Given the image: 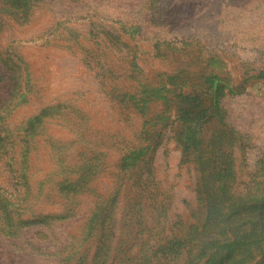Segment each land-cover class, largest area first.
<instances>
[{"label":"rangeland","instance_id":"obj_1","mask_svg":"<svg viewBox=\"0 0 264 264\" xmlns=\"http://www.w3.org/2000/svg\"><path fill=\"white\" fill-rule=\"evenodd\" d=\"M0 264H264V0H0Z\"/></svg>","mask_w":264,"mask_h":264}]
</instances>
